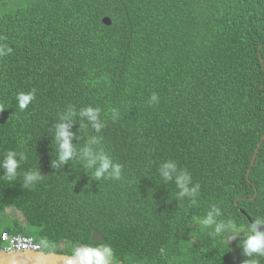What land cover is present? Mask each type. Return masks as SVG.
<instances>
[{"label":"trees","instance_id":"1","mask_svg":"<svg viewBox=\"0 0 264 264\" xmlns=\"http://www.w3.org/2000/svg\"><path fill=\"white\" fill-rule=\"evenodd\" d=\"M261 19L264 0H0V44L12 48L0 57V160L24 152L20 171L44 176L30 188L22 176L0 179V240L37 228L45 252L73 255L97 245V229L118 260L242 264L239 240L228 245L197 221L216 206L219 219L246 225L238 198H253L249 214L264 218V143L251 183L254 153L235 150L249 137L243 129L264 133ZM32 90L20 111L16 95ZM88 106L101 109L105 126L97 133L77 122L73 143L97 138L93 150L123 166L120 179L97 181L78 161L52 167L49 129L69 107ZM167 160L200 185L194 200H178L161 179ZM11 215L13 227H2Z\"/></svg>","mask_w":264,"mask_h":264},{"label":"clouds","instance_id":"2","mask_svg":"<svg viewBox=\"0 0 264 264\" xmlns=\"http://www.w3.org/2000/svg\"><path fill=\"white\" fill-rule=\"evenodd\" d=\"M105 18H112L105 16L102 20L103 24ZM262 31L264 36V19H261ZM113 24V21H112ZM111 24V25H112ZM110 25V26H111ZM264 39L261 46L258 48L257 55L263 75L257 76L256 86H263L264 93V55H263ZM12 52V48L7 45L0 44V57L6 56ZM35 90L29 92H20L16 95V103L20 111L26 110L29 105L35 100ZM264 97V94H263ZM152 103L158 102V97L153 94L151 97ZM2 107V106H0ZM101 109L98 107L88 106L81 108L79 112L73 107H69L59 116V121L55 123L52 129L53 141L55 142L56 153L55 159L52 160V167L55 169L63 168L72 161L80 162L81 166L87 169H94L93 175L97 181L102 178L120 179L122 175L123 166L113 160L111 156L106 154L103 150H93L92 145L97 143V138H93L83 148L73 143L78 140L79 135L71 129L79 122L80 127L85 126L81 122L86 121L97 133L104 128V122L100 118ZM243 135H249L248 138L239 137V141L235 144V150L240 154L249 149L252 151L253 158L248 169L247 180L251 183L250 172L255 167L257 160L260 157L261 149L264 143V133L258 131L242 130ZM27 155L24 152H17L16 150H8L4 153L3 159L0 160V169H3V176L0 179H6L9 182L15 181L22 176L23 187L30 188L37 182L43 179L40 170H30L21 172V164L27 160ZM159 175L161 179L167 182H173L179 190L177 199L187 197L189 200H194L199 194L200 185L193 184L191 174L181 169L174 160H167L160 164ZM253 201L251 198L245 203H241V199L235 201L237 213L241 214L242 218L249 221L246 225L238 224L234 218L227 220L219 219L222 215V210L219 207L212 206L203 219L197 222L204 228L213 230L214 235H226L228 245L232 241L239 240L242 255L246 257L242 264H258L256 257H264V218L253 220L249 214L248 208ZM22 216V215H21ZM27 225L28 221L22 217V223ZM243 233V236L241 234ZM92 240L93 245L77 246L73 255L58 254L55 252L47 253L43 250V245L40 244L34 236L31 235H13L9 232H4L0 240V252L6 253H27V252H43L46 254H57L70 256L69 264H136L134 261L118 260L114 249L107 244V239L97 229H94Z\"/></svg>","mask_w":264,"mask_h":264},{"label":"water","instance_id":"3","mask_svg":"<svg viewBox=\"0 0 264 264\" xmlns=\"http://www.w3.org/2000/svg\"><path fill=\"white\" fill-rule=\"evenodd\" d=\"M104 23L110 26L112 21L105 18ZM70 256L46 254L43 252L6 253L0 252V264H69Z\"/></svg>","mask_w":264,"mask_h":264},{"label":"rangeland","instance_id":"4","mask_svg":"<svg viewBox=\"0 0 264 264\" xmlns=\"http://www.w3.org/2000/svg\"><path fill=\"white\" fill-rule=\"evenodd\" d=\"M11 218H6L3 223H2V227L3 226H10L13 227L14 221H13V216L11 215ZM28 232L32 235V236H36L38 235V229L37 228H29Z\"/></svg>","mask_w":264,"mask_h":264}]
</instances>
